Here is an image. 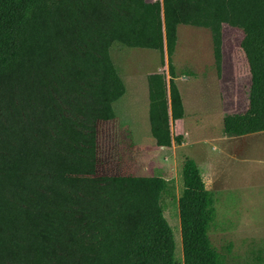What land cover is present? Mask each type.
<instances>
[{"label":"trees","instance_id":"obj_1","mask_svg":"<svg viewBox=\"0 0 264 264\" xmlns=\"http://www.w3.org/2000/svg\"><path fill=\"white\" fill-rule=\"evenodd\" d=\"M179 25L207 29L222 66L223 26L241 32L248 66L245 106L222 131H264V0H0V264H230L211 243L215 192L191 158L177 199L182 262L163 215L160 174L96 175V122L115 116L125 92L109 53L114 42L159 53L146 75L150 134L182 142L184 116L172 56Z\"/></svg>","mask_w":264,"mask_h":264},{"label":"rangeland","instance_id":"obj_2","mask_svg":"<svg viewBox=\"0 0 264 264\" xmlns=\"http://www.w3.org/2000/svg\"><path fill=\"white\" fill-rule=\"evenodd\" d=\"M155 0H97L103 4ZM222 66L214 67L207 29L179 25L172 62L192 76L176 79L184 116L171 121L172 134L182 142L158 147L150 134L146 75L164 71L159 53L114 42L110 57L125 86L113 103L115 116L96 122V175L160 174L167 182L162 196L163 215L175 242V257L182 262L177 199L182 189L181 165L193 159L205 187L215 192V218L208 236L230 264H264V131L229 136L222 131L226 112L245 106L248 66L239 47L241 32L223 26ZM182 264V263H181Z\"/></svg>","mask_w":264,"mask_h":264},{"label":"crops","instance_id":"obj_3","mask_svg":"<svg viewBox=\"0 0 264 264\" xmlns=\"http://www.w3.org/2000/svg\"><path fill=\"white\" fill-rule=\"evenodd\" d=\"M96 170V169H95Z\"/></svg>","mask_w":264,"mask_h":264}]
</instances>
